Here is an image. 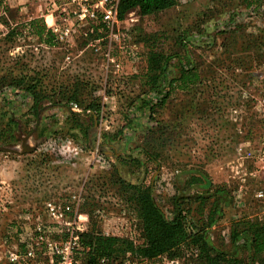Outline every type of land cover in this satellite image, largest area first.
Listing matches in <instances>:
<instances>
[{
    "label": "rangeland",
    "instance_id": "obj_1",
    "mask_svg": "<svg viewBox=\"0 0 264 264\" xmlns=\"http://www.w3.org/2000/svg\"><path fill=\"white\" fill-rule=\"evenodd\" d=\"M8 2L22 7L23 18L19 12L9 18L22 32L0 41V76L31 74L47 95L71 92L75 85L78 92L68 102L43 99L35 117L19 112L9 128L0 90V145L21 150L28 136L35 147L27 153L0 151V264H57L65 244H71L76 219L83 232L93 225L104 234L142 243L129 189L119 177L151 183L168 218L174 216L173 196L182 193L179 187L190 170L204 174L213 191L224 188L222 210L215 223L205 226L214 244L227 243L238 220L264 223V55L254 48L251 62L244 60L246 69L237 65L232 70L223 66L233 57L220 54L222 30L235 28L240 46L264 28V0L250 6L245 0H178L155 14L143 16L133 9L113 26L102 18H65L64 0L50 10L49 0ZM49 11L61 29L70 30L63 37L52 31L54 37L46 43L24 23ZM7 30L0 19V37ZM232 42L233 37L226 41ZM181 43L198 66L210 68L206 79L189 91L175 88L152 117L138 110L135 118L133 105L147 87L149 46L172 54L184 52ZM169 64L174 78L179 74L176 57ZM9 95L27 109V97ZM91 100L100 107L94 121L87 108ZM68 110L81 114L69 118ZM143 149L159 164L148 161ZM213 199L203 212L191 202L189 219L207 225ZM50 203L69 209L61 218L49 210ZM243 239L236 241V249ZM66 255L83 264L81 240ZM122 256L98 264H197L189 248L177 257L139 260L130 251Z\"/></svg>",
    "mask_w": 264,
    "mask_h": 264
},
{
    "label": "trees",
    "instance_id": "obj_2",
    "mask_svg": "<svg viewBox=\"0 0 264 264\" xmlns=\"http://www.w3.org/2000/svg\"><path fill=\"white\" fill-rule=\"evenodd\" d=\"M60 1L49 0V10L58 5ZM245 1L248 6L261 3V0ZM177 4L178 0H120L117 16L122 19L133 9H138L139 14L143 16L155 14ZM21 10L20 5L12 7L8 0H0V19L8 27L5 35L0 37V41L12 40L22 32L19 23L13 26L9 19L15 18L17 12L20 13L18 18H23ZM24 24H26V28L31 34L36 35L46 43H50L54 37L52 29L46 25L43 17H31ZM221 33L225 36L220 44V54L229 56L226 59L233 57L230 62L223 66V69L235 70L238 67L237 65L246 67L245 61L251 62L250 51L252 52L254 48L259 52L258 55H264V28L260 30L259 34L254 35L252 41L242 42L240 46H237L235 39L238 36L235 28L224 29ZM232 37L233 42L227 44L226 41L232 40ZM181 45L183 44L181 43ZM183 48L184 52L168 54L149 46L146 54L148 62L147 87L144 94L138 97L140 103L133 105L135 118L138 116L136 115L138 110L148 113L152 117L156 108L167 102L175 88L189 91L206 79L207 71L210 68L198 66L191 57L186 45H183ZM173 57H176L178 61L179 74L174 78H170L169 62ZM242 69L246 68L242 67ZM39 81L38 78L28 73L19 75L3 74L0 76V90L5 94L3 101L6 104L9 128H12V125L14 126L17 122L15 116L19 112L29 119L35 117L41 101L45 98L60 103L65 100L68 102L77 99V85L71 92H62L59 96L56 92H49V95H47L38 86ZM15 93H21L27 97L26 110H23V104L20 101H16L10 95L7 96ZM87 108L92 111L93 121L94 116L98 118L100 110L98 104L91 100ZM67 113V116L73 119L81 114L74 110H68ZM261 119L264 120V116ZM88 129L89 125H86L84 127L86 135L89 133ZM143 152L148 161L159 164L150 151L143 149ZM134 160L140 164L138 157ZM188 174L189 177L182 184L183 188L179 187L182 193L173 196L175 213L172 218H168L158 204L151 183L146 184L144 179L132 182L119 177L117 181L125 189H129V200L132 201L137 212L144 241L135 244L133 239L114 234H104L99 228L97 229L92 225L88 231L81 233V245L85 250L83 264H98L102 257L116 260L123 257L122 255L128 251L136 254L139 260L156 257H177L181 255L184 248L193 250L197 264H264V223L254 220H238L231 228L227 243L214 244L205 226L209 227L215 223L222 210L220 191H223L224 188L220 187L213 191L211 181L204 174L193 170H190ZM213 196L214 199L208 207L207 225L198 226L194 220L189 219L190 203H197V211L203 212ZM240 237L244 238L243 244L241 249H236V241ZM238 247L240 248V246Z\"/></svg>",
    "mask_w": 264,
    "mask_h": 264
},
{
    "label": "built area",
    "instance_id": "obj_3",
    "mask_svg": "<svg viewBox=\"0 0 264 264\" xmlns=\"http://www.w3.org/2000/svg\"><path fill=\"white\" fill-rule=\"evenodd\" d=\"M120 0H67L62 6V11L66 13L65 18H69L70 15H73L75 18L85 19V18H102L104 23L107 26H113V24L117 21V12H118V4ZM52 31L57 33L59 36L63 37L67 35L70 28L67 27L65 29H61L58 23L54 24L51 27ZM67 158H70L72 154L66 153ZM69 209V205L61 208L50 203L49 210L61 218L64 213ZM79 219V214L77 215ZM77 220V219H76ZM74 220L75 227L72 229L70 233V242L71 244L68 246L65 244L64 249L61 250L65 255L62 256V259L57 264H74V260L71 256L66 255L70 248L74 247V245H78L81 240V233L84 228L78 224V221ZM70 224V222H67ZM49 245L57 244L56 241H48ZM100 262L108 263L107 258L102 257ZM177 262V261H173ZM172 262V263H173ZM128 264V263H123Z\"/></svg>",
    "mask_w": 264,
    "mask_h": 264
},
{
    "label": "water",
    "instance_id": "obj_4",
    "mask_svg": "<svg viewBox=\"0 0 264 264\" xmlns=\"http://www.w3.org/2000/svg\"><path fill=\"white\" fill-rule=\"evenodd\" d=\"M27 138H28V136L23 137L21 150L17 147H7V146H1L0 145V151L19 152V153L32 152L35 147L29 145V143L27 142Z\"/></svg>",
    "mask_w": 264,
    "mask_h": 264
},
{
    "label": "crops",
    "instance_id": "obj_5",
    "mask_svg": "<svg viewBox=\"0 0 264 264\" xmlns=\"http://www.w3.org/2000/svg\"><path fill=\"white\" fill-rule=\"evenodd\" d=\"M44 17V21L46 23V25L51 28L54 24L57 23V18L54 15V13H52L51 11H49V13H42V16ZM30 136V135H29ZM26 137V136H25ZM23 141V140H22ZM27 142L29 143V138H27ZM30 146H32L31 144H29ZM27 153V152H26Z\"/></svg>",
    "mask_w": 264,
    "mask_h": 264
}]
</instances>
